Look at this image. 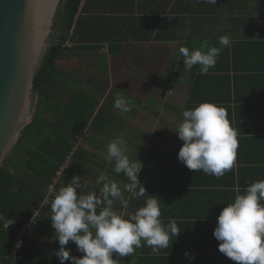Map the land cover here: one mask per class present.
<instances>
[{"label": "trees", "instance_id": "obj_1", "mask_svg": "<svg viewBox=\"0 0 264 264\" xmlns=\"http://www.w3.org/2000/svg\"><path fill=\"white\" fill-rule=\"evenodd\" d=\"M148 1L153 6L150 7ZM221 1L217 0L219 4H222ZM233 1L236 4L233 13L237 14L230 19L232 43L222 48L216 69L207 73L208 77L214 75L219 81H230L231 74H245L240 69V53L244 47L256 50L247 41L249 39L245 40L240 30L255 28V38L264 39V12L260 7L254 6L252 0ZM163 2L62 0L49 48L35 78V92L38 95L35 118L25 129L19 148L0 174V264H11V251L18 239L16 233L8 232V222H13L19 229L30 226L32 232H39V229L51 224L48 213L51 212L53 196L48 192L49 185L58 190L74 176L79 175L83 182L85 179L90 180V177L97 179L106 170L108 177L113 180L128 182L122 173L113 171L114 161L109 163L105 159L108 142L122 134L127 141V155L131 160L133 142L125 136L131 125L122 115L116 114L118 109L114 107V98L109 96L103 100L110 88L107 80L108 58L106 55L100 57L99 53L108 48L111 57L117 58L128 42L148 43L162 39L163 28L160 27L164 21ZM194 2L199 9L192 10L193 13L200 12L208 16L213 12L217 15V6L212 10L207 7L212 4L204 0ZM190 11L186 10L187 13ZM145 24L150 26L148 30ZM143 29L147 30L148 36L147 33H141ZM226 34V31H221L220 36ZM131 37L134 39L131 40ZM217 46L221 47L219 39ZM200 50L203 51L202 45ZM86 54L95 67L91 76L82 78L84 69L69 72L59 65L75 58L83 63ZM203 78L207 79V76ZM114 92L118 91L114 88ZM131 112L125 114L131 118ZM131 130L135 131V128ZM139 151L141 156L146 153L143 147ZM131 153L135 154L133 151ZM58 174L61 176L56 184ZM28 232L23 237V264H40V259L48 260L55 255L59 249L58 243H39L28 238Z\"/></svg>", "mask_w": 264, "mask_h": 264}, {"label": "crops", "instance_id": "obj_2", "mask_svg": "<svg viewBox=\"0 0 264 264\" xmlns=\"http://www.w3.org/2000/svg\"><path fill=\"white\" fill-rule=\"evenodd\" d=\"M194 1L164 0V21L160 27L163 28L162 33L160 32L162 39L148 43L131 42L136 45L133 57L142 71L148 74L162 72L166 64L168 65V70L164 73L163 88L157 90L156 87L150 95H142L144 89L148 91L149 87L139 83L133 85L132 90L136 93L135 97L130 98L138 102L135 105L140 108L141 113H147L146 115L154 118L151 122L147 121V124L133 122L134 125H131V128H135V131L131 130L132 138L135 139L131 142V152L135 153L131 154V160L139 159L143 163L139 179L147 193L160 201L163 223L167 225L170 219H174L181 234L179 237L172 236L169 246L161 249L158 254H154L143 241L142 247L126 257H117L114 254L113 258L119 259L121 264H236L218 250L220 242L213 235L217 217L228 203L233 202L237 193H243L248 184L264 180V39L255 38V28L240 30L246 37L245 40L249 39L247 41L256 50L244 47L240 53V69L245 74H231L230 81H219L214 75L208 77V74H201L199 65L186 71L183 57L178 55L179 47L183 45L194 50L200 49L202 45L203 51L207 47H218L221 31H226L230 38L233 36L230 19L237 14L233 13L236 7L233 0H222V4L217 2L216 5H208L212 10L217 6L216 16L213 12L208 16L201 15L200 12L193 13L192 10L199 9ZM252 1L254 6L260 7L264 12V0ZM147 3L150 7L153 6L152 2ZM187 9L191 11L187 13ZM145 27L148 30L150 26L145 24ZM143 30L141 33H147L148 36L147 30ZM166 45H169L168 51ZM214 69L216 68H210L208 72L212 73ZM205 76L207 79L203 78ZM203 102L222 106L238 134L239 147L234 167L219 178L202 171L194 173L178 160L183 141L174 130L183 119L182 113L185 109L194 108ZM131 114L133 117L136 115L133 109ZM128 117L130 118L129 115ZM140 147L146 153L136 156ZM106 172L103 171L107 175ZM109 179L113 180L110 177ZM83 181L96 192L102 187L86 179ZM122 181L117 180L124 197L128 198L130 194L123 190L125 181ZM81 190L84 191L81 188L79 192ZM148 194L141 198H130L126 210L117 202L114 210L125 211L126 216L133 214L144 205ZM48 214L50 218L52 213ZM28 231V238L31 240L59 245L51 224L39 229V232H32L30 229ZM66 247L73 256L83 255L74 242ZM186 251L194 255L195 260L186 257ZM40 264H60V261L53 255L48 260L40 259ZM64 264H71V260Z\"/></svg>", "mask_w": 264, "mask_h": 264}, {"label": "clouds", "instance_id": "obj_3", "mask_svg": "<svg viewBox=\"0 0 264 264\" xmlns=\"http://www.w3.org/2000/svg\"><path fill=\"white\" fill-rule=\"evenodd\" d=\"M216 5L217 0H204ZM232 43L230 36L219 37L221 47H207L190 50L181 45L178 55L183 57L184 69L191 71L200 66V73L207 74L214 68L223 47ZM130 98L117 96L114 107L122 113L132 110ZM183 119L174 130L183 145L178 152V160L190 171H202L217 178L233 169L237 149L238 134L222 106L203 102L182 113ZM127 141L122 134L108 142L105 159L112 163L113 171L123 174L127 179L123 190L130 194L124 197L119 183L110 180L101 172L95 180L102 185L99 193L89 188L87 182L77 175L64 186L55 190L49 185L52 194L51 225L59 249L55 252L60 264L71 260V264H121L117 257H126L142 247V241L158 254L166 249L172 236L179 237L181 232L174 219L165 225L161 220L160 201L149 195L139 179L141 164L139 159L130 160ZM83 188L84 191L78 192ZM145 203L133 214L114 210L118 202L126 210L130 198L145 197ZM9 226V225H8ZM7 226V228H8ZM220 242L218 250L236 264H264V180L248 184L243 193H237L233 202L228 203L217 217L213 232ZM74 242L83 255L73 256L66 246ZM17 243V248L22 246ZM184 255L190 260L195 256L190 252Z\"/></svg>", "mask_w": 264, "mask_h": 264}, {"label": "water", "instance_id": "obj_4", "mask_svg": "<svg viewBox=\"0 0 264 264\" xmlns=\"http://www.w3.org/2000/svg\"><path fill=\"white\" fill-rule=\"evenodd\" d=\"M62 0H0V174L33 122L35 78Z\"/></svg>", "mask_w": 264, "mask_h": 264}, {"label": "rangeland", "instance_id": "obj_5", "mask_svg": "<svg viewBox=\"0 0 264 264\" xmlns=\"http://www.w3.org/2000/svg\"><path fill=\"white\" fill-rule=\"evenodd\" d=\"M128 43L130 44L128 45ZM128 43L125 47V50H123L122 54L119 55V57L117 58L111 57L108 48H105L103 51L99 53L100 57H104V55H106V57L108 58L107 68L109 71V76L107 80H108V83L110 84V88L108 90V94L104 97L103 100H106L109 96L113 97L114 100L116 99L117 96L125 97L128 95V96L135 97L136 92L132 90L133 85H135L134 83L136 84L139 83V84L149 87L148 91L144 89V92H143L144 94L142 95H145L146 93H149L150 95V93H152L156 87L158 90L160 88H163V86H165L164 85V81H165L164 73H166V71L168 70V65L166 64V67L162 70V72L156 71L153 74H148L145 71H142V69L139 67L138 62L133 57L134 47L136 45L131 44V42H128ZM68 46H71V44H68ZM166 47L168 51L169 45H166ZM85 59L86 60H84L83 63H80V60H78L77 58L68 59V60H65L64 62L59 63V65L64 67V69H66L69 72L76 71L79 68L82 70L84 69V72L82 73V76H81L83 78V77L91 76V73L95 72L94 63L93 61H91L92 59L89 57V55L86 54ZM114 88L118 92L112 93V90ZM150 90L152 91L149 92ZM130 106L136 113L134 117L132 116L131 118H129L127 114L122 113L119 110L115 111L116 114L124 116V118L128 120L130 125H134L133 122L136 124H147V121L151 122L152 119L154 118L152 115L151 116L146 115L147 113L146 114L141 113L139 111L140 108H138L133 103ZM125 136L128 137L131 142L135 140L134 138H132L131 126H130V129L126 132ZM139 152L137 150L136 156L140 154ZM130 154L132 153L130 152ZM60 173H63L62 170H60ZM59 176H61V174H58L55 180L56 184L58 183ZM90 179H91L89 180L90 182H95V179L93 180L92 178Z\"/></svg>", "mask_w": 264, "mask_h": 264}, {"label": "built area", "instance_id": "obj_6", "mask_svg": "<svg viewBox=\"0 0 264 264\" xmlns=\"http://www.w3.org/2000/svg\"><path fill=\"white\" fill-rule=\"evenodd\" d=\"M9 225V226H8ZM8 226V228H7ZM6 228L8 229V232L9 233H16L17 234V241L11 251V259H12V262L11 264H23V256H22V249L24 247V240H23V237L25 236L27 230L30 229V226H27V228H23V229H19L17 226L14 225L13 222H8L7 225H6ZM22 241V246L17 248V243Z\"/></svg>", "mask_w": 264, "mask_h": 264}]
</instances>
